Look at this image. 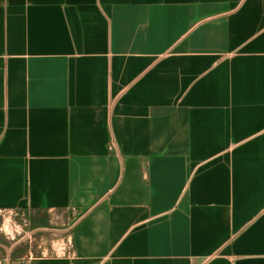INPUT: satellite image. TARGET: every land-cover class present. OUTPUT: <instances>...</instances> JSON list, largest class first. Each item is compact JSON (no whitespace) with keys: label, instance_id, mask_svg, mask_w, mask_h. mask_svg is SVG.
Instances as JSON below:
<instances>
[{"label":"crops","instance_id":"1","mask_svg":"<svg viewBox=\"0 0 264 264\" xmlns=\"http://www.w3.org/2000/svg\"><path fill=\"white\" fill-rule=\"evenodd\" d=\"M32 208L68 248L22 264H264V0H0V213Z\"/></svg>","mask_w":264,"mask_h":264},{"label":"rangeland","instance_id":"2","mask_svg":"<svg viewBox=\"0 0 264 264\" xmlns=\"http://www.w3.org/2000/svg\"><path fill=\"white\" fill-rule=\"evenodd\" d=\"M62 220V218H61ZM60 221L54 223V227L41 230L31 229L29 221L22 213H0V242L5 250L3 256L11 258L15 248L25 253L23 260L29 255L63 253L66 243V234L60 228ZM0 255H2L0 253ZM17 261V260H16ZM10 261L11 264H22L23 262Z\"/></svg>","mask_w":264,"mask_h":264},{"label":"trees","instance_id":"3","mask_svg":"<svg viewBox=\"0 0 264 264\" xmlns=\"http://www.w3.org/2000/svg\"><path fill=\"white\" fill-rule=\"evenodd\" d=\"M24 216L27 217L30 227L37 228V227H54L52 223V214L48 211V209L44 208H32V209H22L19 211ZM4 249L0 248V253L3 257ZM25 253L21 252L19 248H15L11 253V260L16 261L24 256ZM40 255V254H36Z\"/></svg>","mask_w":264,"mask_h":264},{"label":"built area","instance_id":"4","mask_svg":"<svg viewBox=\"0 0 264 264\" xmlns=\"http://www.w3.org/2000/svg\"><path fill=\"white\" fill-rule=\"evenodd\" d=\"M64 245H66V246H63L62 249L64 250L63 253H66L68 246H67V244H64Z\"/></svg>","mask_w":264,"mask_h":264}]
</instances>
